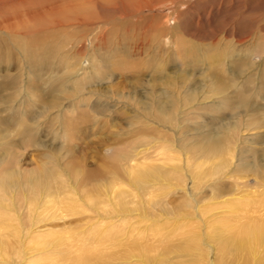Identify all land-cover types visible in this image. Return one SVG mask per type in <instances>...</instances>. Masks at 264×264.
Returning a JSON list of instances; mask_svg holds the SVG:
<instances>
[{
  "label": "rangeland",
  "instance_id": "374dc122",
  "mask_svg": "<svg viewBox=\"0 0 264 264\" xmlns=\"http://www.w3.org/2000/svg\"><path fill=\"white\" fill-rule=\"evenodd\" d=\"M0 3L16 4L8 12L14 19L6 15L3 24L23 21L26 26L36 28L68 20L63 28H58L62 32L48 40L49 50L33 61L45 63L42 71L38 65H32L31 70L29 65L20 67L23 58L15 42L0 41L19 60L10 66H0L3 90L0 196L7 202L0 201L3 207L0 215L13 219L19 231L10 228L0 235V245L4 243L5 247L4 253L0 250V264H44L42 258L53 252L60 239L66 241L73 236L82 238L87 248L92 241L94 246L102 247L103 234L112 240L109 244H119L114 246L116 252L124 253L133 244L148 248L147 264H162L163 255L166 260L174 259L173 264H196L191 258L194 250L186 248L192 241L201 242L200 251L209 250V259H213L214 245L207 243V237L217 238L218 243L225 231L222 221L239 214L235 206L245 200L239 199L244 191L236 194L234 186L239 162L230 154L229 167L221 165V158L206 150L205 138L218 132L230 140L228 148L237 156L240 149L249 153L250 149L261 148L252 138L263 134V141L264 127L240 128L237 138H226L234 133L228 129L222 135L220 128H230L238 119L229 120L228 112L223 110L224 94L205 80L209 77H218L219 82L234 80L233 75L241 71L243 74L229 92L240 90L246 100L254 101L258 112L248 115V122L264 118V109L259 107H264V98L259 97L264 89V0H0ZM65 4L74 6L67 11L70 22L65 11L62 18L55 11L36 18L53 6ZM2 8L0 19L4 15ZM180 38L185 44L218 45L194 60L187 52L189 49L180 46ZM6 52L1 53L5 56ZM220 64L226 70L225 76H218ZM192 86L199 89H190ZM174 97L176 104L171 101ZM55 101L56 107L45 110L46 104ZM8 106L12 108L10 111ZM146 107L154 116L144 113ZM161 119L168 123H161ZM26 127L23 138L18 132ZM242 137L251 142L236 141ZM23 140L26 144H22ZM6 151L14 154V160ZM115 167L117 180L110 178ZM10 168L22 182L48 170L63 175L67 186H73L71 191L77 199L78 207L71 210L75 215L62 220V211L55 212L57 209L47 203L50 199L44 189L35 192L37 212L30 215L25 202L31 199L32 191L28 186L18 190L12 186L13 174L7 171ZM130 169L160 172L162 179H169L175 170L182 169V174L175 176L181 175L178 179L185 183L178 185L175 180L172 183L168 180L170 184H163L160 178L149 203L150 197L142 195V190L133 185ZM195 173L202 175L198 186L191 179ZM118 189L138 196L126 211L114 200ZM91 197L94 201L98 198L107 201L109 212H100ZM188 200L194 204L191 209ZM7 204L10 208H6ZM43 243L47 246L42 250ZM68 254L66 251L62 255ZM138 261L124 262L142 264Z\"/></svg>",
  "mask_w": 264,
  "mask_h": 264
},
{
  "label": "bare ground",
  "instance_id": "6f19581e",
  "mask_svg": "<svg viewBox=\"0 0 264 264\" xmlns=\"http://www.w3.org/2000/svg\"><path fill=\"white\" fill-rule=\"evenodd\" d=\"M1 7H3L2 9H4V10H2L3 11L2 13H4V15L2 14L3 15V16H1L2 19H0V20H2V21H0V34H1L0 35V41L3 40V42L7 43L6 41L11 39L13 42H15L14 45H16V47L18 48V52L20 53V55L23 58L20 60V63H21L20 67H22L23 65H26V66L29 65V68L31 70L32 65H38V67H40L39 69L41 71L44 70V68L46 67L45 63H42V61L40 63H33V61H35V59L39 58V54L41 55V53L44 50H47V51L49 50L50 45H49L48 40H50V38H52L53 36H56L57 33L58 34L61 33L62 29L58 30V28H63V26L66 25L64 23H66L68 20L67 21L66 20H63V21L58 20V21L48 25V27L40 26V27H36V28L26 26L23 21L15 23V24H13L14 22L8 23V24L7 23L3 24L4 22L7 21L6 15L9 16V19L12 17V15H9L8 12L10 11L9 10L10 7H16V4H10L8 6H5L2 3H0V8ZM73 7H74L73 5H70V4L66 5L65 4L64 6H60L58 8H55V6H53L52 9L46 8V9H50V10L45 11V13L42 16L37 15L36 18L46 17V15L49 14L47 12H54V11H55L54 12L55 15L60 14V16H61V14H63L64 11H65V15H66L67 11L71 10ZM28 15H30V12H28ZM67 17L69 18L68 14H67ZM61 18H62V16H61ZM33 19H35V18H32V20ZM70 19L71 18H69V22H70ZM75 20H77V18ZM61 23H63V24H61ZM54 28H57L58 31L54 30ZM263 29H264V27H263ZM263 29H260V31ZM164 30H165V28H164ZM163 34H165V33H163ZM179 43H180L181 47L189 49V51H187V52L191 53L193 55L194 60H196V58L200 57L201 55H207L206 54L207 50L212 49V48H214V46L218 45L217 43L216 44H214V43L208 44L207 43V44L200 46V44L192 43V42L185 44L182 41V38H180ZM262 48H264V47H262ZM10 49H8L4 45L0 44V66H2V64H6V65L10 66L11 64L17 62L16 60H18V59H16L15 53H12ZM77 49H78L77 51H79V50L82 51L81 48H77ZM5 51H7V52H6V55L4 56L1 52H5ZM230 58H235V57L230 55ZM261 58L262 57H259V59H261ZM187 66L192 67L191 63H187ZM238 66H239V64H237V67ZM237 67H235V66L232 67L233 71L236 72ZM218 68H219V70H218L219 75L218 76H220V75L225 76L226 70L222 69L223 67H221V64L218 66ZM242 74L243 73L241 71H237L233 75L234 80L229 79L228 81L225 80V81L219 82L218 77H209L205 80L206 84H212V87H214L216 90H217V88H219L221 90V92L224 94L226 106L223 108V110L228 112L229 120L234 119L235 117H236L235 119H238L237 121L233 122V124L229 125L230 128H225V126L220 128L221 133H223L222 135L225 134V131H227V129L229 131H234V133L232 132V134L227 135L226 138H237V136L239 137L238 134H239V131L241 130L240 128H243L246 130V129H250V128H256V127L262 128V127H264V118L259 117L257 119H252V121H253L252 123L248 122L246 119V117H248V115H250L251 113L258 112V110L255 109L256 105L253 104L254 101L252 102L251 100H246L242 95V91H240V90L239 91L235 90L233 93L229 92L230 90L235 88L236 80L239 79ZM28 81H30L29 78H28ZM28 81H26L25 84H29ZM190 89H199V87L192 86V87H190ZM2 91L3 90L0 89V96L2 94ZM193 91H191L192 94H194ZM259 94H260L259 97L264 98V89ZM178 98H180V97H178ZM193 98H195V97H193ZM193 98H189L188 100L193 99ZM171 101H173V103L176 104L177 98L176 99H175V97L171 98ZM178 101H179V99H178ZM6 103H9V102H6ZM56 103L57 102L55 101V102H51L49 105L46 104V107L48 106V108L45 110H49L52 107H56L57 106ZM259 107H261L260 109H264V107H262V106H259ZM9 109H12V108H10L8 106L7 110H9ZM144 113L147 116H154L148 107L145 108ZM158 115H160V114L157 113V116ZM161 123L167 124L168 121L166 122V120L161 119ZM227 127H228V125H227ZM26 129H27V127L25 128V131L21 129V131L18 132V133H20V135L23 138H25V135L27 132ZM262 135L263 134H259L258 136H255L256 138L255 137L252 138L254 142L259 143L257 145H261L260 149H257V148L250 149L249 153H247L246 149H242V150L240 149V151H238V153H237V156H236V153L234 151H232L230 148H228V144H230V140H228V139L226 140L225 137H223V136L221 137V135H219L218 132H216V133L213 132L211 134V136L205 138L206 144H207L206 150H208L210 153H212L216 157H220L221 158V165L227 164V166H228V162L230 165L231 160L227 157L228 155L230 156V154L232 155L230 157H232V158L234 157L239 162V164L237 166L234 165V166H236V168H235L236 174L234 175V177H235L234 178L235 179L234 186L236 189V191H235L236 194L240 193L239 192L240 190L244 191L243 193H245V194L242 195L243 194L242 193L240 195L239 199L245 200V202L235 206V209H239L238 210V211H240L239 214L233 216L228 221L226 220V221H222V223L220 222L222 224V228L225 229V231L222 233L218 243L215 242V239H217V238H215V237L213 238L210 235H209V237H207V239L209 241L207 243H209L210 245L211 244L214 245L213 248H214L215 253H214L213 259H209V257H210L209 256L210 255L209 250L200 251V246H201L200 243L201 242H199V241L198 242L192 241V242H190L191 246L186 247L188 249H191V251L194 250L195 253L194 252L191 253V258L193 257V260H194V262L196 261L195 262L196 264L197 263L198 264H264V140L263 141L261 140ZM28 137H29V135H28ZM236 141L237 142L240 141L242 144L251 142L250 139H247V138L243 139V137L238 138ZM13 143L14 142H12V144ZM24 143L25 142L23 140L22 144H24ZM29 144H30V142H29ZM6 148H7V145H6ZM18 148H19V146H18ZM6 152H8V151H6ZM10 154H12L11 151H10L9 155ZM204 155H206V154H204ZM11 156L13 157L12 160H14V158H15L14 154H12ZM208 158H209V156H208ZM122 159H123V162L124 161L126 162L125 157L122 156ZM9 161H10V159H9ZM196 162H197V160H196ZM12 164H13V161L10 165L12 166ZM112 168L113 167H111V169ZM229 169H231V168H229ZM130 170H131V172H130ZM130 170H129V173H131V175L133 176V180H134L133 185H135L136 187H138L142 190V195H144L145 197H150L149 203H151L153 201L151 199L152 198L151 196L154 195V193L157 191L156 186L158 185V180L162 177L160 175V172L159 173H157V172L145 173V172H140L137 169H130ZM7 171H9V174H11V175L13 174V176L11 177L12 182H13L12 186H16L17 190L20 189L21 187H24V186L30 187V189L32 191L30 193H32V194H30V195L28 194V195L31 196V199L28 200L27 202H25L26 203L25 204L26 210H27V212L30 213V215H31V213L33 214V212L36 211V209L34 208V205H35L38 198L36 196L37 193L35 194V192L38 189H44L45 190V193L47 195L46 197L50 199V201L47 203H49L50 205H53V207L55 209H57L55 212H57L58 210L62 211V215H63L62 220H65L67 217L75 215V212L71 211V210H75L78 207L76 205L77 199L75 198L73 192L71 191L73 186L72 187H70L69 185L67 186V182L63 178V175H56L52 171L48 170V171H43L41 173H35L36 174L35 178L25 179V181L22 182V181L15 178L14 171H12L11 168L8 169ZM117 171H118V169H117V167H115L114 170L112 171L113 176L110 178L117 180V177H118L117 173H116ZM181 172H183L182 169L177 170V171L175 170L174 174L171 175V177H170L171 179L170 178L168 179V177L165 179L161 178V180L163 181L162 183L163 184L164 183L170 184L168 182V180H170V182H171V180H175L178 185H180L181 183L184 184L185 183L184 180L180 181V179H178L181 175L179 177L175 176L178 174H182ZM206 176H207V174H206ZM210 176H211V174H210ZM201 177H202V175L201 174L198 175L197 173H195L194 176L191 177L195 186H198L200 184V180H201L200 178ZM228 178H230V177H228ZM244 189H247V190H244ZM183 190H184V194H186V192H187L186 189L183 188ZM26 191H28V190H26ZM94 193H91V194H94ZM114 194H115L114 200L117 202V205L119 206V208L122 211H126L128 209V204L135 202L133 198L138 197L136 193H128L125 190H122V191L119 190L118 192H116ZM99 195L101 196V194H99ZM139 195H140V193H139ZM16 196L17 195H15V197ZM1 197H3V198L0 201L6 202V199L4 198V196H0V198ZM92 198H94V197H91V200H92ZM128 198H130V200ZM131 198L133 200H131ZM92 202L94 205H96L98 207L100 212L107 213V211H108L107 210L108 209V206H107L108 202L107 201H103V200H100L98 198L95 201L92 200ZM198 205H199V202H198ZM187 206L191 209L194 207V204L188 200ZM0 208H3V207H0ZM6 208H10V205L7 204ZM200 210H201V208H200ZM200 210H198V211H199V214L201 215L202 212ZM202 220L205 223H207V221H205V219H202ZM33 225H36V224H33ZM10 228H13V230H15L16 233H19L18 229L16 227H14L13 219L9 218V216L0 215V235L4 234V232ZM223 229L221 230V232L223 231ZM41 237H43V236H41ZM108 238L106 237V234H103L102 235V242H101L102 247L101 246L96 247V246H94L95 242L90 241L91 243H90L89 248L83 246L84 244L82 242V240H83L82 238H79V239L74 238L73 239V236L68 237V239H66V241H71L69 243H65L66 241L60 239L59 242H57L55 244V246H53V248H52V249H54L53 252L50 255L47 254L48 256L45 255V257L42 258V260H44V264H126V262H124V261H129V259H137V261L139 260L138 262H142V264L143 263L147 264L146 261L149 259L148 258V256H149L148 248L142 249L141 246L132 243L133 245H130L126 249V252L122 253V251H120L121 252L120 253V252H116V250L114 249V246L117 247V245H119V244H117V243L114 244L113 242H112V245L109 244L112 240H108ZM108 241H110V242L108 243ZM73 242H74V244H73ZM104 244H106V245H104ZM42 245L43 246H41L40 248H42V250H43V248L47 245H44V243ZM125 247H126V245H125ZM69 248H71V249H69ZM4 249H5V247H4V243H3V245H0L1 252ZM66 251H69V254L67 256L62 255L63 252H66ZM138 252L140 254H138ZM2 253H4V251ZM137 256H139L140 258H137ZM3 258H5V260H6V255ZM166 258H167V256L163 255L162 261H164V262H162V264H173L174 259L173 260H166ZM4 263H6V261Z\"/></svg>",
  "mask_w": 264,
  "mask_h": 264
}]
</instances>
